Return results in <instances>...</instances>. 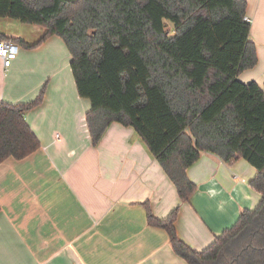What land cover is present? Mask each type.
I'll use <instances>...</instances> for the list:
<instances>
[{"label":"trees","instance_id":"1","mask_svg":"<svg viewBox=\"0 0 264 264\" xmlns=\"http://www.w3.org/2000/svg\"><path fill=\"white\" fill-rule=\"evenodd\" d=\"M246 11L245 0H0V18L44 29L36 43L18 44L64 43L77 93L90 103L93 147L112 124L132 128L181 203L196 190L187 170L204 152L256 169L249 187L258 206L200 253L176 236L178 208L159 220L146 207L148 225L164 230L187 264H264V93L239 80L257 64ZM42 94L0 102V163L40 148L24 115Z\"/></svg>","mask_w":264,"mask_h":264},{"label":"crops","instance_id":"2","mask_svg":"<svg viewBox=\"0 0 264 264\" xmlns=\"http://www.w3.org/2000/svg\"><path fill=\"white\" fill-rule=\"evenodd\" d=\"M257 64L239 76L264 93V0H245ZM0 34L18 47L5 69L0 59V102L24 104L26 123L40 148L23 160L0 163V264H187L168 234L149 226L178 208L177 238L192 251L207 249L261 196L249 187L257 171L202 153L187 170L196 186L181 203L177 191L134 132L109 126L93 147L85 125L88 100L77 93L70 54L58 37L36 43L39 26L2 19ZM29 28V29H26Z\"/></svg>","mask_w":264,"mask_h":264},{"label":"built area","instance_id":"3","mask_svg":"<svg viewBox=\"0 0 264 264\" xmlns=\"http://www.w3.org/2000/svg\"><path fill=\"white\" fill-rule=\"evenodd\" d=\"M245 21L250 23V20L245 18ZM18 47L9 40H0V59L3 67L7 69L11 61L15 59Z\"/></svg>","mask_w":264,"mask_h":264},{"label":"rangeland","instance_id":"4","mask_svg":"<svg viewBox=\"0 0 264 264\" xmlns=\"http://www.w3.org/2000/svg\"><path fill=\"white\" fill-rule=\"evenodd\" d=\"M2 19H5V18H0V28H3L2 27V24H3V22L2 21H4V20H2ZM15 21V20H14ZM20 25H22L21 27H23V25H25L24 27H31V26H28L27 24H20ZM26 29H29V28H26ZM229 256H227V258H228Z\"/></svg>","mask_w":264,"mask_h":264}]
</instances>
